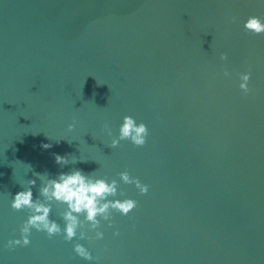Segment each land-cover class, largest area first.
<instances>
[{
	"label": "water",
	"instance_id": "1",
	"mask_svg": "<svg viewBox=\"0 0 264 264\" xmlns=\"http://www.w3.org/2000/svg\"><path fill=\"white\" fill-rule=\"evenodd\" d=\"M252 16L264 21V0H0V264H264V35L245 32ZM125 116L147 126L143 147H109ZM75 169L115 179L110 199L137 207L113 211L112 227L101 219V240L33 229L8 249L29 216L14 195L35 180L40 198L37 174ZM65 208L50 216L62 230Z\"/></svg>",
	"mask_w": 264,
	"mask_h": 264
},
{
	"label": "clouds",
	"instance_id": "2",
	"mask_svg": "<svg viewBox=\"0 0 264 264\" xmlns=\"http://www.w3.org/2000/svg\"><path fill=\"white\" fill-rule=\"evenodd\" d=\"M244 30L254 36L264 35V21L259 17H249L244 23ZM220 60L226 61L227 55L220 54ZM225 77L230 73L225 69ZM251 78V70L246 74L240 75L241 91L247 95L250 91L248 84ZM105 131L112 136V131L106 124ZM75 124L68 125V131H74ZM148 128L144 123L137 124L130 117L125 116L123 123L119 128V137L114 138L110 148L114 149L119 146L121 141H130L135 147H143L146 144ZM45 150L51 147L50 144H42ZM56 164L65 166L69 163L67 156L54 154ZM119 179L125 185H134L141 195H146L149 191L148 185L142 184L138 178L131 177L127 171L119 173ZM41 179L42 186L39 188V197L34 200L32 188L35 187L36 181H28V187L16 193L13 197L11 208L14 211L28 210L29 216L26 222L20 228V239L9 240L6 247L15 249L16 247H27L30 244L29 237L31 231L47 234L49 239L54 236L63 235L65 242H71L77 237L79 230V239H91L87 233L95 232V239L101 240L104 237L103 232L99 231L101 219L108 222V227H112V212H118L122 216H127L136 207L137 202L132 199L114 200L118 195V183L113 179L110 183L106 179L95 178L92 175H85L81 170L75 169L67 173H60L55 178H50L48 174H37ZM23 187V186H22ZM123 196L124 193L120 192ZM42 198V199H41ZM65 205L66 208L59 215L64 222V228L50 219L52 204ZM83 217V220L80 219ZM114 236L120 233L114 232ZM74 253L85 261L97 260L81 244L76 243L73 246Z\"/></svg>",
	"mask_w": 264,
	"mask_h": 264
}]
</instances>
